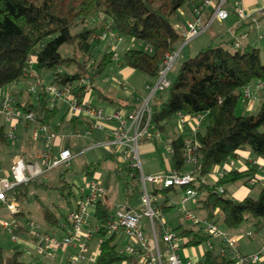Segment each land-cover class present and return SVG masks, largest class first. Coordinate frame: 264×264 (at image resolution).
Listing matches in <instances>:
<instances>
[{"label": "trees", "instance_id": "trees-1", "mask_svg": "<svg viewBox=\"0 0 264 264\" xmlns=\"http://www.w3.org/2000/svg\"><path fill=\"white\" fill-rule=\"evenodd\" d=\"M193 1L0 0V90L30 77L32 70L46 69L51 72V84H69L72 93L81 101L87 92L81 80L87 79L91 88H96L93 86L95 78L113 60L109 51H104L98 60H94L97 27L90 20L98 14L109 18L111 29L124 40L133 39L140 43L124 51L122 64L146 76L156 77L165 54L177 48L186 38V35L179 33L175 24L180 21V10L191 8ZM73 28L76 31L73 32ZM64 44L72 47L70 54L62 55L60 52ZM31 57L34 61L30 71L27 61ZM69 67L73 70H68ZM256 81L264 82V60L258 48L250 45L233 48L232 40L211 42L195 55L182 60L175 79L167 88L158 91L160 95L154 94L148 125L150 132L165 136L171 150L172 166L182 171L187 164V146L183 135L169 132V129L178 114H205L200 129L190 138L196 158L190 173L197 181L193 180L189 185L181 187L196 189L200 195L198 209L207 218L221 221L229 229H236L250 221L254 232L264 226V188L257 197L246 196L241 200L231 198L224 190L219 191V188L227 182L240 179L252 186L248 180L254 175L255 167L250 166L243 171L230 170L213 183L202 181V178L210 173L214 165L233 160L239 150L245 148L254 156L264 159V132L260 129L264 126V101L254 114H236L243 88ZM166 89V96H163ZM96 92L99 100L113 102L111 97L98 88ZM16 106L23 115L34 113L35 121L49 128L54 126L52 124L60 110L59 104L50 106L47 92L40 89L32 101L18 102ZM68 112L67 109L61 115V121ZM76 118L71 117L73 125H76ZM7 139L6 125L0 123V147ZM108 158L114 159V156L108 153L103 157ZM94 166L93 163L86 164L83 171L92 174ZM68 170H61L53 183L40 181L38 176L9 190L6 193L7 202H15L19 208L14 216L23 215L24 204L35 198L39 202L45 225L43 231L56 234L67 221L66 214L40 201L32 189H56L65 199L75 198L72 184L65 178ZM112 171L122 180L126 201L138 197L140 190L134 184L138 175H131L130 167L118 161H115ZM171 189L173 186L161 191L169 192ZM157 191L156 188L152 190L154 193ZM1 206L5 204L0 203ZM111 212L110 207L100 199L91 216L103 224ZM30 221L27 219V225ZM173 230L184 239V246H197L208 239L191 227L178 226ZM28 231L20 223L13 228L16 235H24ZM98 235H102L104 240L98 248L97 264L130 260V255L119 252L118 241L113 236L104 235L103 230H99ZM223 247L225 245L222 242L207 247L200 264H232L233 259L229 253L221 251ZM22 253L18 246L14 247L11 254H5L0 249V264H27L20 258ZM259 264H264V261Z\"/></svg>", "mask_w": 264, "mask_h": 264}, {"label": "built area", "instance_id": "built-area-1", "mask_svg": "<svg viewBox=\"0 0 264 264\" xmlns=\"http://www.w3.org/2000/svg\"><path fill=\"white\" fill-rule=\"evenodd\" d=\"M231 3L233 13L239 19H245L251 16L250 12L245 11L242 0H197L193 1L191 14L195 19L187 20L186 42L197 36L202 31H205L208 24L201 22V15L204 9L212 7L210 21L213 19L223 20L228 16V4ZM258 14H264V5L256 11ZM103 31L97 37H109L114 42L110 43L109 52L112 54V59L117 58V43L124 39L117 35L111 29V20L104 15H98ZM129 45H140L133 39H128ZM240 47V41L235 40L233 48ZM181 47L168 51L161 64L160 70L156 77H150L145 85L148 91V96L141 100L140 104L127 112L119 110L114 113H106L103 109L95 107L89 101V89L91 83L86 80H81V84L86 85V95L81 100L75 97L70 89L69 84L57 85L46 83L40 78L35 71H31L34 58L28 59L30 76L35 80V84L29 86L30 91L36 92L45 90L48 94V101L51 107L58 103L67 104L70 114L78 115L83 113L91 121L92 128L79 131L77 135H90L94 129L103 130L106 127L107 121H113L114 125L110 128V139L105 143L108 151H115L118 155L120 163L130 167L131 175L137 174L134 183L140 180L141 185L137 184L140 192L138 195L139 205L133 207L130 202L118 207L112 211L108 219L103 223H95L89 227H84L89 224V210L95 208L96 203L105 195L103 184L94 176L87 178L83 177L82 183L77 191L79 199L76 207L69 211L66 215V223L64 226V234L61 236L53 235L40 230L37 224L28 223L29 232L34 238V249L37 253L42 254L47 259H53L59 251L66 250L69 247H74L75 251L70 253L66 258V264H97L98 248L102 243L103 236L98 235L99 230H103L104 235L113 236L118 241V250L121 254L130 255V260L125 259L123 263L130 262L131 264H195V261L188 259L183 261L179 250L184 246V239L179 234L168 226L164 218L162 205L159 204L156 193L149 191L147 181L152 185H157L161 188L172 186L189 185L194 177L190 172H182L175 168L164 170L155 174L143 175L140 167V152L138 145L143 139L154 140L159 137L158 132H150L148 125L151 117V101L154 94L167 88L170 81L167 74L180 55ZM264 92V82L256 81L251 85L245 86L242 92V99L245 102L253 103L257 100L258 95ZM0 113L6 117V122L9 125L8 136L15 129L16 124L25 119L27 122L35 124L36 133H41L44 138V150L40 152L39 158L42 160L43 169L39 166L38 161L26 162L23 158L16 156L12 160L10 167L11 179L0 178V203H4L10 213L18 211V205L15 202H7L6 193L15 185L28 181L36 175H42L47 170L55 167H69L72 155L67 147H61L58 154H53V146L58 141V134L49 129L46 125L37 123L35 115L32 112L23 113L12 103L10 98L2 96L0 90ZM187 115L178 114L176 119L177 130H182L186 121ZM196 124L200 125L204 117L202 114L192 116ZM195 133L193 129L192 135ZM187 146L188 164H195L196 158L193 154V143L191 140L185 141ZM114 148V149H113ZM169 152L170 146H168ZM230 166L233 161L230 160ZM223 176V175H222ZM259 181H264V176L261 178L251 177L248 180L249 185H254ZM219 191H223L219 188ZM199 195L194 188L187 187L184 189L182 198L178 205L174 208L181 221H185L189 226L201 234L206 235L208 239L204 242L211 247L213 243L222 242L225 247L221 251H227L233 259L232 264H259L264 261V243L254 254H243L236 249L237 236L228 231H222L218 227V223L214 219H209L206 216L196 214L194 209L188 207V203L196 205ZM167 202L165 206H170ZM1 225L10 232L15 226L12 221H1ZM147 225V229L144 225ZM147 230V231H146ZM159 231V233H158ZM248 231L246 234H250ZM96 237L95 246L92 249L90 241ZM12 240L16 241L17 236L12 234ZM126 241V244H122ZM130 241V242H128ZM128 242V243H127ZM122 244V247H119Z\"/></svg>", "mask_w": 264, "mask_h": 264}, {"label": "crops", "instance_id": "crops-1", "mask_svg": "<svg viewBox=\"0 0 264 264\" xmlns=\"http://www.w3.org/2000/svg\"><path fill=\"white\" fill-rule=\"evenodd\" d=\"M189 1L191 2L193 0H189ZM242 4H243L245 11L250 12L251 16L248 18H245V19H239L233 13V11L231 9V3H229L227 6L228 13H229L227 18L223 19V20H214L212 22V24L208 26V28L204 31V33L208 34V32H210V35H205L204 38L202 39V44H198L197 48L200 47V48H198L199 50L201 48H203L204 44H207V43L232 40V42L234 44L235 40L238 39L240 41L241 47L250 45V46L258 48L260 51V46H264V14L260 15L256 11L259 7L264 5V0H242ZM211 9H212V7L210 6L203 12V14H202V20L203 21L207 20ZM98 15H97V17L93 18V25L97 27V32H96V38L97 39H96V47H95L94 52H97L98 50L100 51V49H101L102 52H100V53L103 54L104 51H107V52L109 51L110 43L112 42V40L114 42V39L111 40L107 36L103 37V38L97 37V35H100V33L103 31V29H102L103 26H102L101 20H100ZM190 19L191 20L193 19V16L191 14V8L181 9L180 10V21L175 24V27L178 29L180 34L186 35V33H187V23L186 22H187V20H190ZM201 33H199L197 36H200ZM195 40L201 41V38H196V36H195ZM100 42H102L101 48H99V46H98V44H100ZM184 42H186V38L182 43H179L177 45V48L181 47L180 52H182V50H183ZM133 46L134 45H129L128 40H123L122 42L117 43V48H116L117 58H116V60H112V62H110L108 64V66L105 68L103 73L100 76H98V77H100L99 83L95 87L98 88L99 90H101L104 94L111 97L113 99V102L108 101V100H105V101L99 100L97 98L96 88L90 87V89H89L88 98H89V101L91 102V104L95 107L103 109V111L106 113L111 114L117 110L121 111L122 113L123 112L125 113V112H127L133 108H136L140 104L141 100L145 99L148 96V91L146 90L145 85L148 82L150 77L144 75L141 72L135 71L132 68L122 64V56H123L124 51L126 49H128L129 47H133ZM191 51H192L191 48L187 49L184 52L183 57L187 58V57L191 56ZM120 55H121V57H120ZM98 59H99V57L98 58L94 57V60H98ZM35 72L46 83L50 84L51 72H49L48 75L45 73H40V72L38 73L37 70H35ZM21 80H23V79H21ZM26 80L28 81V84L31 85L32 82H30V81L34 80V79L30 76V77L26 78ZM6 89H8V90H6ZM157 93L158 92H156L155 95ZM1 94H2V96L9 97L11 102L14 104H16L18 102L26 101V100L22 99L23 89H22V85L18 81L13 82V83L9 84L8 86L4 87L3 89H1ZM240 101L242 102L243 111L248 112V113L249 112L252 113L253 111H256L259 107V104L264 101V92H261L258 95L257 100H255L253 103L245 102L243 99ZM152 103H153V99H152L150 105H152ZM56 105H58V104H56ZM55 106H53V107H55ZM73 116L77 117L76 118V125H73L74 123L70 122L71 117H73ZM203 117L205 119V117H206L205 114L203 115ZM175 124H176V120H175ZM52 125H54L53 127H56V129L59 127L61 129L66 128L67 130H73L74 134H75L79 131L88 130L91 127V121L83 113L78 114V115H74V114H70L68 112L66 114V117L64 120L61 121L59 118L58 124H56L54 121V123ZM112 125H114L113 121H107L106 122L107 128H104L103 130L94 129L91 131V134H90L92 136L91 139H98V141L100 142L99 145H102L105 147L103 155L98 150V148L96 149V154L99 156L96 164H99L102 160H105V159H103L104 155H106L108 153L113 155L115 152L113 150L108 151L107 147L105 146V143H107V141L110 139V136H111L110 128H108V127H110ZM49 129H51V128H49ZM193 129L196 132L197 130L200 129V125L196 124V122L192 118V116L187 115L183 129L182 130L173 129L171 131L176 132L178 135L180 133L181 135H183L184 141H186V140H190V138L192 136ZM53 131H55V130H53ZM55 132L57 133V131H55ZM76 136H78V135H76ZM58 137H59V139H58V141L57 140L55 141L56 142L55 145L56 146L58 145L60 148L61 147H67L68 148L69 143H70V137L69 136L68 137H62L60 134H58ZM159 137H160V134H159ZM159 137L154 139L155 142L160 139ZM42 138H43V136H42ZM91 139H89V140H91ZM150 141L151 140H147V139L142 140V142H147V143H149ZM43 142H44V138H43ZM166 142H167V140H166ZM168 146H169V143L167 142V148H168ZM147 150H153L154 151V148L149 147ZM155 150L158 153L156 146H155ZM39 154H40V152H37V154H36L37 157L39 156ZM19 157H21V156H19ZM21 158H23V157H21ZM13 159H14V157L9 160L10 161L9 164L11 163V161ZM108 159H113V158H108ZM114 159H115V161L119 162L118 158H114ZM25 161L26 162H36L33 160H25ZM232 161H233L232 166L229 165L230 162H223L221 164L214 165L212 167L210 173L202 178V181H205L208 183H213V182H216L222 175H224L226 172H228L230 170L243 171V170L248 169L250 166L255 167V172H254L253 177L261 178L264 176V159L261 157H258V156H254L252 154V152L247 148L239 150L238 155ZM2 163H4V162H2ZM89 164H91V163H89ZM93 164L96 166L95 163H93ZM85 165L86 164H84L82 166V171H83V168ZM39 166H40V164H39ZM95 166H94V169H95ZM114 166H113V169H114ZM0 167H1L0 178L10 179L11 174H10L9 168L8 169L3 168V166H0ZM189 167H190V169H188V170L183 169V170L190 172V170L192 168V164L189 165ZM172 168H173V166H172ZM61 170H63V169H60V171ZM112 173H113V171H109L108 177H110V175ZM92 174H88L87 172L83 171V174L78 175L76 180L73 183H71L72 184V190L75 192L76 197L74 198L75 200L73 202H68L67 212L65 214H67L70 210H72L76 207V202L80 196L77 189H78L79 185L82 183L83 177L90 178V177H93V176H91ZM38 176L39 175H36L32 178H35ZM194 181H197V180L195 179ZM175 187L176 186H173V189H171L169 192L161 191L163 194H165V200L163 202L159 203L160 205H162L163 213H165L167 211H172V212L175 211L174 206L176 204L174 203L173 200H169V198H168L169 193H173L174 195H176V198H178L179 201L183 196L184 189L181 186H179L180 190H179V192H177ZM104 188H105V186H104ZM263 188H264V181L263 182L259 181L252 186H248L244 182V180H242V179L227 182L226 184H224L222 186V189L231 198L236 199V200H241L246 196L256 197V195L258 196L259 192ZM161 189H164V188H161ZM157 192H156V196H157ZM104 196L101 198V200H103L110 207L108 200L106 199V201H105ZM157 198H158V196H157ZM199 199H200V195H199ZM167 202H170L171 205L165 206V204ZM2 207H5V206H1L0 208H2ZM188 207H190L194 210L198 209V203L196 205H194L190 202V203H188ZM94 210H95V208L92 209V214L94 213ZM110 210H111V207H110ZM200 215L206 216V215H204V213H202ZM13 216H14V213H13ZM174 219L176 222H174V227L170 226L172 229H175L178 226H182L181 225L182 221L179 219L177 214L175 215V217L173 219H170V221L171 220L174 221ZM1 221H7V220L2 219V220H0V222ZM11 221L14 222V224H15L14 227H16V225L19 223L16 218L12 219ZM65 223H66V221H65ZM95 223H99V222L96 219L92 218V216H90L89 224L85 225L84 227L87 228L90 225H93ZM63 225H65V224H63ZM187 227H190V226L188 225ZM2 228H4V227L0 223V229H2ZM228 230H229L228 232H230L231 234L236 235L238 237L237 233L234 232L235 229H228ZM41 231H43V230H41ZM56 232L57 233L53 234V235L61 236L62 234H64V232H65L64 226L62 228H59ZM246 233H245L246 237H248V238L252 237V232L249 235ZM10 234H11V236H12V234H14L13 229L10 232ZM16 236H17V240L16 241L13 240L15 243H19V245H21V246L24 245L25 249H26V247H28V248L30 247V249L35 250L34 249V238L32 237V235L30 234L29 231L27 234L16 235ZM90 246L92 249L94 248L95 243L93 242V240L90 241ZM0 249H2L1 245H0ZM236 249H238L241 253H244V254L248 253V252H245L241 249V244H239V243L236 244ZM74 251H75L74 247H69L66 250L59 251L53 259H48V260L53 262V264H66L67 256ZM204 251H205V249H204ZM204 251H201V253H199V252H197L194 245H189V246H183L179 250V254L181 255L183 261H187L188 259H192L193 261H195V264H197V263L200 264L201 256L204 253ZM30 264H36V261L35 260L31 261Z\"/></svg>", "mask_w": 264, "mask_h": 264}, {"label": "rangeland", "instance_id": "rangeland-1", "mask_svg": "<svg viewBox=\"0 0 264 264\" xmlns=\"http://www.w3.org/2000/svg\"><path fill=\"white\" fill-rule=\"evenodd\" d=\"M90 23L93 24V19L90 20ZM72 31H76V28H73ZM205 35H210V32L204 33V31L200 34V36H196V38H201V41L195 40V37L189 39L187 42H184L183 44V50L180 52V55L176 59L175 63L173 64L172 68L167 74L168 80L171 82L175 79L179 65L184 60L185 58L183 57L184 52L191 48V56L195 55L197 51L199 50L198 44H202V39L204 38ZM204 42V41H203ZM98 44L99 48H101V44ZM209 44V43H207ZM207 44H204L206 46ZM60 52L62 55H67L72 52V47L70 45L64 44L60 47ZM101 49L100 51L98 50L97 52H94V57L100 58L102 54ZM101 54V55H100ZM100 55V56H99ZM121 57V55H120ZM260 57L262 60H264V46H260ZM68 70L72 71L73 68L69 67ZM39 73H45L49 74V70L46 69H40L37 70ZM99 78L96 77L94 81L93 86H97L99 83ZM22 85L23 89V94H22V99L23 100H33L36 96V92L30 91V84H28V81L26 79L18 81ZM32 84H35V80H31ZM8 90V89H6ZM5 90V91H6ZM167 89L163 92V96H166ZM157 95H160V92L157 93ZM60 106V110L58 112L57 118L55 120V123L58 124V120L61 117V115L67 110L68 106L67 104L64 103H58ZM261 104V103H260ZM259 104V107H260ZM258 107V109H259ZM257 109V110H258ZM253 111L252 113L244 112L242 109V102L239 101L237 104L236 108V114L238 115H248V114H254L257 112ZM244 112V113H243ZM0 123H4L6 125V131L7 133L9 132V125L6 122V117L4 114L0 115ZM35 124L33 122H26L25 119H21L20 122L16 125L15 129L12 130L11 134L8 136L7 142L3 144L0 147V166H3V168H9L12 165V161L9 164V160L15 156H21L25 160H33V161H38L42 169L45 167L42 163V160L37 157V152H41L44 150V142L43 138L41 136V133H36L35 131ZM52 130L57 131L58 134H60L62 137H70V143H69V150L71 151L73 157L70 161V167L69 170L66 172L65 178L68 183H73L78 175L83 174L82 171V166L84 164H89V163H95L97 162L98 155L96 154V149L101 152V154H104L105 147L102 145H99L98 139H91V135H78L75 133L73 130H67L66 128L61 129L56 127H51ZM173 129H177V126L175 123H172V126L169 129V132ZM261 131L264 132V126H262ZM160 139L156 141V143L151 140L149 143L147 142H140L138 145V150L140 152V167H141V172L143 175L147 174H155L162 172L164 170H171L172 168V163L170 159V152L167 148V142L165 139L164 135H160ZM91 139V140H89ZM157 145L158 147V153L155 150V146ZM149 147L154 148L153 150H147ZM59 146L55 145L53 146V154L55 155L58 150ZM114 149V148H113ZM114 158H118L117 153L114 152ZM4 162V163H2ZM10 165V166H9ZM115 165V159H105L102 160L99 164H96L94 172L91 176H94L97 178L104 186H105V201L106 199L108 200L111 210L114 211L118 207L127 204V201L123 195L122 192V180L118 179L113 173L108 177V172L112 171L113 166ZM189 165L191 164H186L184 166V170L190 169ZM1 169V167H0ZM182 170V172H187ZM60 172V169L58 168H53L50 170H47L44 172L40 177V181L44 182H50L53 183L57 180V176ZM1 175V173H0ZM11 179V177H10ZM136 183L141 185V181L138 180ZM134 183V184H136ZM147 188L149 191H152L154 188L158 189L157 196H158V201L159 203L163 202L165 200V194L161 192V187L157 185H152L150 182L147 181L146 183ZM175 189L177 192H179L180 187L176 186ZM32 192L36 193L40 201H42L45 204L51 205L52 207L57 208L60 212L66 213L67 212V204L68 202H73L75 199L74 197H70V199H65L63 196H61L56 189H47V190H33ZM257 197V195H256ZM169 200H173L176 205L179 204L178 198H176V195L173 193L168 194ZM130 205L133 207H137L139 205V199L138 197H133L130 200ZM194 212L196 214H202V211L200 209H195ZM89 213L92 214V210H89ZM176 210L175 211H167L164 213V218L168 222V226H173L174 227V221H170V219H173L176 215ZM174 216V217H173ZM0 220L6 219L7 221H11L12 219L16 218L17 221L21 224L24 225L25 227L30 230L29 226L27 225V219L31 220L32 223L37 224L40 230H44L45 225L40 213V205L39 202L35 199L32 198L29 203L24 204V214L23 215H17L13 216V214L9 213L7 210V207H2L0 208ZM218 227L222 231H229L221 221H218ZM182 227H187L189 224L185 221L181 222ZM145 228L147 229V225H144ZM171 228V227H170ZM252 232V237L248 238L245 236V233L247 231ZM147 231V230H146ZM53 232V231H49ZM235 233H237V243L241 244V249L245 252H248L246 254H254L259 249L264 243V226L262 229L258 232L253 231L252 223L250 221L244 222L240 227L236 228L234 230ZM93 242H96V237H94ZM130 242V241H128ZM127 242V243H128ZM236 243V244H237ZM18 244V245H17ZM122 244H126V241ZM122 244H119V247H122ZM0 245L2 246V250L5 254H11L13 252V249L15 246H18V249L22 250L23 253L20 255V258L25 261L27 264H30L31 261H36V264H53V262L49 261L45 256L42 254L37 253L35 250L30 249V247L24 248V245H19V243H15L11 239V234L7 229H0ZM207 246L205 243L200 244L198 246H195L197 252L201 253V251H204ZM25 251H24V250ZM216 249V247H215ZM183 252V251H182ZM34 258V259H33ZM124 261H118L115 264H131L130 262L123 263ZM83 264V263H81ZM198 264V263H197Z\"/></svg>", "mask_w": 264, "mask_h": 264}, {"label": "bare ground", "instance_id": "bare-ground-1", "mask_svg": "<svg viewBox=\"0 0 264 264\" xmlns=\"http://www.w3.org/2000/svg\"><path fill=\"white\" fill-rule=\"evenodd\" d=\"M207 9V8H206ZM206 9H204V11L206 10ZM211 14H212V9H211V11H210V13H209V16H208V18H207V20L206 21H203L202 20V15H201V22L202 23H204V24H208V26L209 25H211L212 24V22L214 21V20H219V19H213L212 21H210V17H211ZM193 19H195L194 17H193ZM208 28V27H207ZM150 107H151V105H150ZM176 119H177V117H176ZM68 149V148H67ZM69 150V149H68ZM70 151V150H69ZM70 153H71V151H70ZM56 154H58V153H56ZM71 155H72V153H71ZM72 157H73V155H72ZM120 163V162H119ZM122 164V163H121ZM70 167V166H69ZM69 167H55V168H59V169H67V168H69ZM30 180V179H29ZM28 180V181H29ZM25 182H27V181H25ZM24 183V182H23ZM76 204H77V202H76ZM73 210V209H72ZM71 211V210H70ZM67 215V214H66Z\"/></svg>", "mask_w": 264, "mask_h": 264}]
</instances>
